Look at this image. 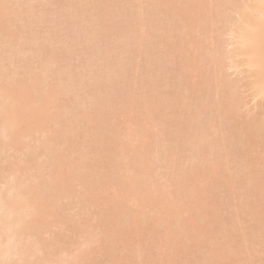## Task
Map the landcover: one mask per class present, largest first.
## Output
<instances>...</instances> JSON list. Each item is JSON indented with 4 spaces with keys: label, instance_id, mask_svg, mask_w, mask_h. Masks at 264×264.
<instances>
[{
    "label": "bare ground",
    "instance_id": "6f19581e",
    "mask_svg": "<svg viewBox=\"0 0 264 264\" xmlns=\"http://www.w3.org/2000/svg\"><path fill=\"white\" fill-rule=\"evenodd\" d=\"M24 1L0 0V181L9 174L6 179H9L8 181H1L7 182L5 188H3L4 184L2 185L0 182L2 185V188L0 187V264H49L48 245L42 238V234L46 233L48 226L57 215L59 207L56 199L66 186L76 181L79 184H85L82 187L83 190L76 192V196L88 202L90 199L97 201L102 193L108 195L107 187L112 184L111 186L117 189L116 199L110 202L115 210L126 211V205L123 202L128 201L132 203L133 208H149L148 214L163 215V210H165L169 216L173 208L180 207L191 180H187L191 177V173L188 172V176L183 175L182 158L184 160H187L188 157L189 160L198 158L199 161L195 159L197 162L193 163L190 171L197 174L202 171L203 174L199 177L223 174L227 170V164L231 163L230 149L224 145V141H228L229 135L232 136L231 121L233 125L237 116V114L234 116L229 112L237 111L240 108L237 106L241 101L240 97L236 98L239 96L236 94L238 91L235 92L238 85L227 77L229 75L226 74L228 69L225 67L227 66L225 61L231 60L230 64L233 63L237 67L241 64V66L244 65L253 95L264 100V0H83V4L81 0H78L81 3L76 2L75 4L80 5L74 6L76 9L73 8L72 12H69L70 9L68 10L72 20V22L70 20L71 23H69V19L67 21L70 25L66 22L69 14H67L68 17L62 15L63 11L67 12L63 7L67 0H59L58 5H56L58 0H51L52 3H56L55 8L61 4H63L61 5L63 8L60 6L61 8H58L60 11L56 9L60 17L57 11L53 12V9L52 12L51 10L49 12L54 16L49 17H55V20L59 18L57 22L62 23L61 19L66 16L63 24L66 22V26L69 25V30L66 27V32H64L70 34L71 36H68L71 38L68 41L69 37L62 33L63 30L62 32L58 31L60 34L56 32V25L53 28H47L49 36L45 30L47 35L44 32L45 35L42 34L44 38L42 36L41 39L43 41L45 36H48L50 47L45 45L49 50L46 48L48 51L44 54L41 50L39 52L37 48L39 45L34 44L36 38L30 34L34 32L33 27H40L41 23L49 21L47 7L46 14H44V10L43 12H41L42 10L37 11L43 5L41 0H39L40 3H36L38 8L34 3L38 0H29L34 2L27 0L31 5L26 0ZM68 1L71 2V0ZM48 3L52 5L51 2ZM38 5L41 7L39 8ZM68 5L70 6V4ZM43 7L45 6L43 5ZM78 7L80 10L77 9ZM88 11L92 14V17L89 16L90 14L88 15L91 20H88V16L85 15ZM73 12L79 14L76 15ZM50 13L48 15H51ZM43 14L45 18H41L44 17ZM82 14L86 17L85 22H81L84 19ZM23 15L25 17L29 15L31 18L29 16L28 18L31 22L26 18L27 24L24 23ZM53 18L52 20H54ZM18 19L24 24L19 23ZM86 20L89 21L87 24H85ZM15 21L17 26L20 24L21 28H24L22 30V32L26 31L24 34L31 31L28 36L35 39H30L32 41L30 47L29 43L27 45H23L26 43L20 44L27 37L18 42L21 38V28L20 31H18V27V30L15 28ZM50 29H54V31ZM121 30H126L123 31V35ZM67 31L72 32L67 33ZM82 31L84 32L82 35L90 34L89 40L86 35H81ZM56 33L62 37L64 34V37H58ZM119 33L122 35L121 43L117 42L119 40L117 38L121 36ZM24 34L21 33L22 36ZM77 34L80 35L77 36ZM114 34H116L115 38ZM50 37L56 39L52 45L58 44V49L51 48ZM77 37L83 38V41L87 39L89 42L86 45L90 48L84 45L85 41L82 45L81 39L76 42ZM41 39L37 38L36 42ZM47 39L43 42L47 43ZM61 39L63 45L60 43ZM65 41L67 44L71 42L69 43L71 45L68 47ZM78 42L82 45L78 44L79 48L85 46V49L88 50L87 53L85 49H82L88 57L85 61L88 62L84 63L85 61H83L81 65L82 67L85 64L82 68L86 67L92 72L89 71L92 75L89 74L87 79L84 75L85 85L87 80L93 81L89 80L88 84L92 83V85L88 87L80 85L81 82H84L77 81L79 76L75 75L76 70L65 65L62 58L63 53H66L65 56L67 55L69 58L72 53L77 52V45L74 44ZM19 44L23 45L22 48L26 46L25 50L30 49V51H23L24 48L21 50ZM91 45L93 49H91ZM227 45L228 47L231 45L233 50L227 51ZM71 46L73 47L70 50H74L72 53L68 50ZM13 48L17 49L13 50ZM190 48H194L193 53ZM90 49L91 51H89ZM35 53L37 56L33 58ZM37 53L43 55L39 56ZM15 54L20 56L17 58ZM87 54L90 55L87 56ZM238 57H241L239 59L241 63L238 62L240 64L235 61L238 60ZM13 58L17 59V63L13 62V60L15 61ZM6 59H9L12 65L13 63L20 64L22 69L15 65L11 67L10 64L9 67L16 70L15 75L11 68L13 72L6 67L5 63L8 61ZM34 59L35 62L39 60L40 67L37 66V62L33 63ZM60 59L62 62H59ZM5 60L6 62H4ZM58 63L64 64L58 65ZM7 64L9 63L7 62ZM230 64L227 67L233 68V65ZM31 65L33 68L30 67ZM130 66H132L133 72L129 73ZM142 67L146 69H144L145 73L141 75ZM17 70L20 73L23 70L22 75L19 72L18 75ZM191 72H194L191 75L196 83L189 80ZM81 73L79 74L83 75ZM131 73L134 74L129 76ZM74 77H77L76 81ZM118 86L120 87L118 88ZM88 88H91V91ZM74 89L76 91L82 89V91L78 90V93L75 91L76 95L75 93L71 94L70 92H73ZM67 93L71 94V97L73 95L74 99L67 96ZM62 96L68 98L64 99ZM200 100H203L201 103L204 102L202 105ZM72 107L73 109H70ZM67 111L69 113L73 111L72 116ZM86 121L89 122L88 124L91 123V128L86 124L89 127L87 132L89 131V138L93 139L90 142L94 141V143H90V146H83V144L81 146L80 144L76 159L73 162L67 161L60 152L57 154L55 143L58 140L63 143H72L70 137L74 135V131L80 128L81 123H87ZM248 121L249 132L253 138L264 141V120L253 118L251 120L250 118ZM62 124L64 125L62 133L60 132L55 139L50 135L47 136L51 125L58 130ZM224 124H227V127ZM38 134L39 137L44 134V138L41 136L39 139ZM209 138H212L215 143L210 145L211 147H225L227 150L222 152L218 148V150L212 149L211 152H208L205 148L207 149L209 145L205 147L203 143ZM177 143L182 144L177 146ZM242 143L245 144L244 141L241 142V145H243ZM111 144H114L113 148L108 155H105L107 147ZM246 145L247 143L243 147ZM39 146L42 147V149L40 148L44 159L42 160L47 163L49 172L46 178L41 179L40 183H32V181L26 180L27 177L35 179L36 173V178H38L37 174L41 175L42 168L32 162L29 156L33 155ZM7 150L13 153L15 160L17 158L16 161L8 165V174L6 173L8 170L4 168L7 167L4 166L6 161L2 159L5 155L3 153ZM184 151L188 152V156L185 155L186 158L185 156L181 157V153L186 154ZM190 152L191 154H189ZM189 155L195 157L192 158ZM97 157L108 164V171L115 173L114 180L110 181L109 177L105 180L97 176L93 181L86 179L83 174L86 172L83 170L86 167L89 171V159ZM234 157L236 158V156ZM120 159L126 160L124 169L119 167L117 161ZM163 169L167 170L166 173L163 171L164 174L160 173ZM221 178L225 179V174ZM111 186L108 189H111ZM257 190L258 193L253 192L257 197L251 194L253 196L250 197L253 199L250 200L249 197L243 201L244 203L238 204L246 208L241 207L239 211L238 205L234 208L239 212H234V214L241 215L239 217L238 214L235 215L238 223L242 222L244 217L243 225L239 223L243 227L247 223L249 225L247 217L257 223L260 220L258 225L254 223L255 226L257 225L256 227L254 224L246 226L248 229L246 235H251L252 232L253 239H257L259 235L261 237L263 235L260 234L261 231L264 232V220H261L257 214L264 213L260 211L261 208L258 212L259 204H257L263 199L264 189ZM248 200L251 202L254 200L252 203L257 205L252 206L251 203V206L250 204L246 206V203L250 202ZM92 206V203L87 205L84 203L82 209L87 211L85 216L89 215V210L86 209ZM155 209H159V211L154 212ZM241 209L244 214L241 213ZM128 210H130L129 214L140 215L141 221L147 220L145 214L138 212L139 210ZM246 215L247 217H245ZM235 216L233 215L234 219H236ZM231 217L228 218L229 221L227 220V223H230L229 227L226 228L227 224L224 227L227 231H221L224 229L222 228L219 232L222 233V240L227 239V241L225 244L214 243L213 245L215 240L211 238V245L207 249L208 256L204 258V262L210 263L219 252H222V257L228 260L226 264H234L236 260L235 264H237L238 261L243 262L244 257L246 258L247 253L249 254L250 249L247 244H253V240H251L252 242L249 240L252 237L248 239L246 236L248 239L246 241L247 239L243 235L244 243L236 246L233 242V239L236 238L233 229L235 228L234 224L235 226L239 224L233 218L231 220ZM263 217L264 214L261 218L264 219ZM257 227L261 230H258ZM81 232L86 234V242H84L89 246L97 242L102 249V243L113 241V230L105 231L101 235L97 233L99 235L97 238L90 228H82ZM255 232L258 235L255 236ZM91 236H95V242H91L93 240ZM245 254L246 256H244ZM77 255L78 252L75 255H70L71 264H77L75 263ZM32 260L34 262L31 263Z\"/></svg>",
    "mask_w": 264,
    "mask_h": 264
},
{
    "label": "rangeland",
    "instance_id": "374dc122",
    "mask_svg": "<svg viewBox=\"0 0 264 264\" xmlns=\"http://www.w3.org/2000/svg\"><path fill=\"white\" fill-rule=\"evenodd\" d=\"M22 1H24V0H22ZM41 1H42L41 3L45 7H43L42 4H40V5H42V7L44 9L38 5L39 8L41 7L42 9L40 8V9H38V10L36 9V10L37 11L42 10L41 12H43V10H44V14H46L45 9L47 7V16H48L47 18L49 21L46 20L47 21L46 23L45 22L44 23L39 22V23H41V26L38 24L40 27H36V28L33 27L34 32H32L30 34V36L32 35L33 37L36 38V39L34 38L35 42H36L37 38L41 39V37L43 36L42 34H44L45 30L48 33L47 28H49V27L53 28V26L55 27V25H56V27H55L57 29L56 32H58V31L62 32V30H63L62 33L66 32L65 31L66 27H67V30H69L68 26L70 25L69 23H71L72 20L70 19L71 16L68 13V10L70 9L69 12H72L74 10L73 8H75L74 6L80 5V4L76 5L75 3L76 2L81 3V2H78V0H76V1L71 0L72 3L67 0V2H66L67 5L65 4L63 6L65 8V10H67V12H65L66 13L65 14L64 11L62 12V10H63L62 9L61 10L62 15L64 14L68 17L67 14H69V18H67L66 16L63 17L64 19L67 18L66 22L69 19V23L67 22L69 25L66 26V24H67L66 22L63 24L64 19H61L62 23L57 22V20L59 18L56 16L58 14V11H60V9H58V8L63 4H61V5H59V7L55 8V6L59 4V0L57 1V4L55 3L56 5L54 3H52L54 0L53 1L41 0ZM81 1L83 4V0H81ZM26 2H27V0H26ZM29 2H34V1H29ZM46 2L47 3L51 2L52 5L50 3L47 4ZM68 2H70V3H68ZM34 3L38 4L40 2L38 0V2L35 1ZM60 3H64V2H60ZM37 4L35 5L36 7H37ZM68 4H70V6ZM72 4H73V6L71 7ZM82 4H81V6H82ZM29 5H31V4H29ZM32 5H34V4L32 3ZM49 5H50V7H48ZM53 5H54V7L51 8V6H53ZM66 6L67 7L69 6V7L67 8ZM81 6H80V8H81ZM48 8H49V10H48ZM80 8L78 7L77 9L80 10ZM52 9H53V12H56L57 11L56 9H58L57 14L55 15L56 18H58L56 20L54 19L55 17L54 18L52 17L54 20H52V18H50L51 16H54V15H52L53 13L51 14L49 12L50 10L52 12ZM54 9H55V11H54ZM79 10H78V12H79ZM49 13L51 15H48ZM76 13L77 12H75L74 14H76ZM78 14H76V15H78ZM128 14H126V15H128ZM82 15H84V14H82ZM85 15H86V17L88 15L92 17V14L89 11L86 12ZM85 15H84V17L82 16L84 19L81 22H83L86 19ZM28 16L29 15H26V17H25V15H23V17H25L24 23H26V18H28ZM58 16H59V14H58ZM89 16H88V18H89ZM91 17L88 20H91ZM233 17H236V16H233ZM41 18H45V15H44V17L42 16ZM28 19H27V21H28ZM70 20H71V22H70ZM18 21L22 25L24 24V23H22L21 20L18 19ZM29 21L31 22L30 19H29ZM42 21H43V19H42ZM44 21H45V19H44ZM53 21L54 22L56 21V23H54ZM88 22L89 21H87L85 24H87ZM36 24H37V21H36ZM43 24H45V25H43ZM85 24L83 23V25H85ZM14 25H16V21L14 22ZM19 26H20V24H19ZM19 26H17V25L15 26L16 29L18 27V29H19V30L17 29L18 31H20V28H21V26L20 27ZM22 28H21V33L24 34V32H26V31L22 32V30H24V28L23 29ZM33 29H31V30H33ZM50 30L54 31V29L53 30L50 29ZM121 31H122L121 33L123 35L126 30L125 31L121 30ZM30 32L31 31L29 30L28 33H30ZM46 32H45V34H46ZM68 32H72V31H67V33ZM115 32L117 33V30ZM21 33H20L21 38H20V40H18V42H20L22 38L25 39V37H27L25 40L21 41L20 44L26 43L23 45H27L29 43V47H30V44H31L30 42H32V41H30V39L32 37H29L28 33H26L27 35L24 34L23 35L24 37H23L21 35ZM53 33H55V32H53ZM82 33H84V32L82 31L81 35H82ZM121 33H119V34L121 35ZM56 35H57V33H56ZM66 35L68 36L70 34H66ZM78 35H80V34H77V36ZM85 35L89 40L90 34L88 35L89 37L87 36V34H85ZM85 35L83 34L82 36H85ZM114 35H115L114 36V38H115L116 34H114ZM117 35H118V33H117ZM122 35L119 38H117V39H119L117 42L121 43L120 38L122 37ZM48 36H49V33H48ZM48 36H45L46 37L45 39H47ZM52 36H53V34H52ZM59 36L62 37L61 35H59ZM92 36L93 35L91 34V37ZM54 37H55V35H54ZM63 37H64V34H63ZM227 37H228L227 39H229V36H227ZM42 38H44V36ZM70 38L71 37L68 38V41ZM45 39H43V41ZM48 39H49V37H48ZM48 39H47V43L43 42L42 39H41V41L38 40V42H36L37 44L34 42L35 45H39V46H37V48L39 49V52L41 50L44 54L46 51L49 50L48 47H50V45H49L50 42L48 41ZM50 39H51V37H50ZM53 39H54V41H53ZM53 39H51V42H52L51 48L53 47L52 49H58L57 48L58 44L52 45L53 43H55V40H56L55 38H53ZM79 39H81V38L77 37L76 42H77V40L79 41ZM63 40H66V39H63ZM72 40H75V39H72ZM81 40L83 41V38ZM86 40L87 39L84 40L86 42L84 45H86L87 42H89L88 40L87 41ZM25 41H27V42H25ZM82 41H81V44L83 45L84 41L83 42ZM57 42H60V40L59 41L57 40ZM230 42H231V40H230ZM15 43L18 44L17 42H15ZM15 43H13V44L15 45ZM60 43H62V39H61ZM65 43L67 44L66 41H65ZM69 43H71V42H68V44ZM119 43H118V45H120ZM68 44H67V46L69 47L71 44H69V45ZM78 44H79V42L77 44L76 43L74 44V45H77L76 46L77 52L72 53V52H74V50H70L74 46L73 44H72L73 46H71V48L68 49L71 51L72 54H74L73 56H72V54L70 55V53L69 54L67 53L68 55L71 56V57L69 56V58H68L67 55L65 56L66 53L64 54L62 51V53L64 55L62 58L64 60L65 65H67L68 67L70 66L69 68H71V69L73 68L74 71L76 70L75 71L76 73L75 72L74 73L76 76H79L77 81L80 80V82L81 81L84 82V83L81 82L80 85H82V84L85 85V80H83V79H85L84 75H86V79H87L88 75L91 74L92 72L86 67L82 68L85 66V64L81 67L83 61H85L86 58L88 59V57H86V54L82 49H85L86 47H88V48H90V47L87 46L88 45L87 44L86 47L84 46V48L80 47L81 48V50H80L79 46H82V45L79 44V46H78ZM40 45H42V46H40ZM45 45L46 46L49 45V46L45 47ZM61 45H63V43ZM22 46H21V50L24 48L23 51H26V52L30 51V49L25 50L26 46L23 48H22ZM15 47H17V46L15 45ZM34 47L36 49V46H34ZM187 47H189V46H187ZM227 47H228V45L226 46V48ZM17 48H15V49H17ZM46 48L48 50H46ZM51 48H50V50H51ZM74 48H75V46L73 47V49ZM76 48H75V51H76ZM15 49L13 48V50H15ZM61 49H63V46H61ZM91 49H93L92 45H91ZM91 49L89 51H91ZM193 49L194 48L191 49L192 53H193ZM229 49L233 50V47L230 45L228 47L227 51H230ZM85 51L88 53V50L85 49ZM67 52H69V51H67ZM25 54H27V53H25ZM37 54H39V53H37ZM43 54H39V56L43 55ZM89 55L87 54V56H89ZM16 56H15V58H16ZM19 56H17V58ZM34 56H37L36 53L33 55V58H34ZM15 58H13V59H15ZM240 58L241 57H238V60H235V61L237 63L238 62L241 63V60L239 61ZM38 59H39V57H38ZM6 60H8L7 62L9 64H7ZM6 60L4 62H6L5 63L7 65L6 67H8L9 69L15 65L14 63L12 65L11 61L9 62V59H6ZM16 60L17 59H15V61L13 60V62L17 63ZM36 60H37V58H36ZM18 61H20L21 63L23 62L21 60H18ZM33 61H34L33 63L37 62V66L40 65V63H38L39 60L35 62V59H34ZM226 61H227V63H226ZM226 61H225V65L227 64V66H229L231 60L227 59ZM59 62H62V60ZM87 62L85 61L84 63H87ZM64 63H60V64L62 65ZM66 63H68L70 65H68ZM240 63H238V64H240ZM10 64H11V67H9ZM60 64L58 63V65H60ZM231 64L233 65V63H231ZM19 65H15V66H19ZM33 65H31L30 67L33 68L32 67ZM241 65H239L238 67L233 65V68H229V67L225 66L228 69L227 70L228 73H226V74L229 76H227V77H229L232 80V82H234L238 85V87H237L236 84L233 83L237 89V90H235V92L238 91V93L236 92V94L239 95L236 98L240 97L239 100L241 101V103H240V101H238V103H240V105L237 107L238 108L240 107V108L237 109V111L229 112V113H231V115L235 116V114H237V116L235 117L233 125H232V121H231V126L233 128V131H231L232 129H230V132H231L232 136L229 135L228 141H224V143H225L224 145H226L230 149L229 159L231 160V163L227 164V166H228L227 170H225L223 174H218V175L214 174V175H210L207 177H199V175L203 174L202 171L199 174H197L193 171H190V168L194 165L193 163H196L197 161H199L198 158L193 156L194 154L192 156L189 155L192 158L195 157L194 159L190 158V160H189V157H188L187 160H184L182 158L181 160H183V161H182L181 165H182L183 175L188 176L189 173H191V177L187 178V180L188 179H191V180H190L189 184L187 183L188 186H187V189L184 193L185 197L181 201L180 207L178 209L173 208L171 215H169V216L166 214L165 210H163V212H164L163 215H158L157 213L156 214L155 213L148 214V211L150 210L149 208H143V209L133 208L132 203L128 202V201L123 202L126 205V211L125 210H119V211L115 210L111 206L110 202H111V200L116 199L117 189L114 188L113 186H111L112 184H109V186H111V189H108L109 186L107 187L108 195H105L102 193L97 198V201H93L92 199H90L88 202H86L83 199H79V197L77 198V196H76V194H77L76 192L78 190H83L82 187L85 186V184H79L76 181V182L72 183L71 185L66 186L63 189V192L61 194H59V196L56 199L57 205L59 207V209L57 208V215L55 216V218L53 219L51 224L48 226L46 233L42 234V238L46 241V244L48 245L47 252L50 255V262H48L49 264H71L70 263L71 261L69 260V258H71L70 255H75V254H77V252H78V255H77L78 258L76 260L77 262L75 261V263H77V264H226V263H228V260L226 258L222 257V255H221L222 252H219L217 257L215 259H213L210 263L204 262V258L208 256L207 249L211 245L210 239L212 238L213 240H215L213 242V245H214V243L225 244L227 239L222 240V237H221L222 233L220 234L219 232H221V231L225 232V230L227 231V229H225L224 227L226 226V224L228 225V226H226V228L229 227V225H230L229 222H228L229 224L227 223L228 218L230 219V216H232L231 220H233L234 219L233 215L235 216L236 214H238L239 213L238 211L240 210L241 207L242 208L245 207V206L238 205L240 202H241L240 204L244 203L243 201L249 199L250 196H253L255 194V193L253 194V192L254 191L256 192L257 189H259V188L264 189V175H263L264 174V141L253 138V135L249 132V129H250L249 125L250 124L248 123L249 122L248 120H250V118H251V120H252V118L257 119V120H260V119L264 120V117H263V115H264V100L253 95L252 88L249 87V84H248L249 83V78L247 77L248 75L246 76L245 70H247V69H245L244 65L243 66H241ZM98 67H99V65H98ZM235 67H236V69H235ZM15 68L18 70L20 69L17 67H15ZM130 68H131V70H129V73H130V71L133 72L132 66H130ZM226 68H224V69L226 70ZM34 69H36V68H34ZM37 69L39 70V68H37ZM142 69L143 70L140 73L141 75H142V73L143 74L145 73L144 69H146V68L142 67ZM12 70L14 71V68ZM18 70H17V73L19 72ZM140 70H139V72H140ZM15 71H14V73H15ZM22 71H21V73L19 72L20 75H22V73H23ZM78 72L79 73L82 72L81 74H83V75H80ZM19 73H18V75H19ZM133 74L134 73H131V74H129V76L133 75ZM191 74H194V72H191L190 75ZM15 75H16V73H15ZM161 76L163 77L164 75H161ZM131 77H134V76H131ZM76 78L74 77L75 81H76ZM139 78H141V77H139ZM193 78H194L193 75H191V78L189 80H190V82L192 81L194 83L195 81ZM132 79H131V81H132ZM89 80H91V79H89ZM89 80H87L85 87L92 85V83L90 85L88 84V82L90 83ZM197 81H198V79H197ZM80 82H78V83H80ZM75 85H76V83H75ZM94 85H93V87H94ZM119 87L120 86H118V88ZM75 88H76V86H75ZM77 88H79V86H77ZM82 88L84 89V87H82ZM78 90L79 89H77V91H76V89H74L73 92H70V93L73 94V93H75V91H76V93H78ZM89 90L91 91V88ZM79 91H82V89ZM76 93H75V95H76ZM80 93H82V92H80ZM71 94L69 95L67 93L66 95L71 97ZM213 96L215 97V95H213ZM62 97L64 99L68 98V97L65 98V96H62ZM71 98L74 99L73 95ZM85 98H87V96H85ZM205 98H207V97H205ZM203 100H206V99H203ZM203 100H200V103ZM87 103H88V101H87ZM203 103L204 102H202L201 105ZM71 105H73V104H71ZM197 105H200V104H197ZM73 107L70 109H73ZM72 113H73V111L71 113L68 112V114H71V116H72ZM224 120L226 121V119H224ZM224 120H223V122H225ZM88 123L89 122H87V123L82 122L80 125V128H78L76 131H74V135L72 137H70V140L72 141V143H63L61 140H58L55 143V149L57 151V154L60 152L67 161L73 162L74 159H76L77 150L80 148L79 147L80 144H81V146H82V144H83V146L84 145L90 146V143H92V141L90 142V140H93V139H90L88 136L89 135V133H88L89 131L87 132V130H89L88 126H90V128H91V125H90L91 123L90 124H88ZM250 123H251V121H250ZM86 124H88V126ZM224 125H226V127H227V124H224ZM63 126L64 125L62 124V126H60L61 128H59L57 130V129H55L54 126L51 125L49 127V131L47 132V136L50 135L51 138L55 139L60 134V132L62 133ZM175 126L177 127L176 124H175ZM122 127H124V126H122ZM54 129H55V131H53ZM41 136L39 137V134L37 135V137L39 139L41 138ZM42 137L44 138V134ZM179 141L181 142V140H179ZM243 141L245 142V144L247 143V145L244 147H243V145H245L244 143H242L243 145H241V142H243ZM93 143H94V141H93ZM181 144L177 143L176 145L180 146ZM204 144H205V147L207 145H209V146H207L208 147L207 149L204 147L205 150H207L208 152H211L212 149L218 150V148L221 149L222 152L224 150H227L225 147H215V146L211 147L210 145L215 144L214 140L212 138H209L208 140H206L205 143H203V145ZM40 146L37 147L36 152L33 155H30L29 158L32 160V162H34L35 164H38L37 166H40L42 168L40 170L41 175L37 174L38 178H36V173H35V179H34V177H27L26 180H28V182L32 181V183H38V182L40 183L41 179L46 178L47 173L49 172V167H48L47 163L43 162L44 159L42 158L43 154L41 152L42 147H40ZM113 146H114V144H111L107 147L105 155L109 154V152L111 151ZM238 149H239L240 153H239V151H236ZM246 150H247V152H246ZM7 151H5L3 153V155L4 154L5 155L2 158V159H4V161H6L4 163L5 164L4 166H7V167H4L6 170L9 169L8 165L11 162L17 160V158L15 160V158L13 157V153L10 150L8 152ZM187 153L186 154L181 153L182 154L181 157L187 155ZM189 154H191V152ZM187 156H185V158ZM234 156H236V158ZM195 159H197V161ZM89 160H88L89 161V171L86 167L83 170V172H86L83 174L87 180L93 181L95 176H97L99 178H103L105 180H107V177H109L110 181L114 180L115 173L108 171L109 166H108V164L105 163V161L103 159H101L100 157H97L95 159H89ZM117 162L119 163V167H121V169L125 168V165H126L125 159H120ZM165 169H167V168L165 167ZM165 169H163L162 171H160L161 170L160 169L159 170L160 173L162 172L164 174L163 171H165V173H166L167 170H165ZM230 170H231V172H230ZM6 173L8 174L9 170H8V172L6 171ZM224 174L226 176L225 179L221 178ZM8 176H9V174L5 175L4 176L5 178H2V180H6L8 178ZM8 180H6V181H8ZM6 181H4V182L7 183ZM5 183L1 182L2 185L4 184L3 188L6 187ZM2 185H0L1 188H2ZM256 193H258V192H256ZM251 194H253V195H251ZM254 196L257 197V195H254ZM262 196H263V199L261 201L258 200L260 203L256 202L257 204H259V206H258L259 209L257 207L258 212H259L260 208H261L260 211L264 212V194ZM251 199H253V197H250V200ZM256 199H258V198H256ZM250 200H248V202ZM255 201H257V200H255ZM252 202H254V200ZM252 202L250 201L249 203H246L247 205L246 204H244V205L249 206V204H250V206H251ZM84 203H85V205L91 204V203L93 204L92 207H89L86 209V210H89L88 211L89 215H87V216H85L87 214L86 213L87 211H84L85 209L84 210L82 209V206L84 205ZM257 204L252 203V206H254V205L256 206ZM261 204H262V206H261ZM237 205H238L237 208H239V209H238V211H235L236 209L234 210V208ZM127 209H131L133 211L139 210L138 212H142L145 214L147 220L145 222L141 221L140 215H134L132 213L129 214L130 210L127 211ZM242 210L243 209H241V213L244 214L242 212ZM158 211H159V209L154 210V212H158ZM234 212H238V213L234 214ZM257 214H259V218L261 220H264L261 218L264 213L263 214L261 213L262 214L261 217H260V215H261L260 212ZM237 216L239 217L241 215L238 214ZM237 216H235L236 217V219H234V220H236L235 222H237V220H238ZM256 216H258V215H256ZM245 217H247V215ZM240 219H239V221H241ZM249 219L250 218L247 217V221H249V225L247 223L246 226L247 225L253 226L254 223H257V222H254L253 219L252 220L251 219L249 220ZM243 221H244V217H243L242 222H239V223H242V225H243V223H244ZM247 221L245 220V222H247ZM259 222H260V220H259ZM258 223H257V225H258ZM246 226L243 227L240 224L239 225L236 224V226H235V224H234L235 228L233 229V233H234V236H236V238L233 239V242H235L234 244L236 246L238 244L244 243L243 241L245 239H247L246 234H247L248 229ZM254 226H255V224H254ZM75 227H76V229H74ZM82 228L83 229L84 228H88V229L90 228L92 233L95 234L96 238H97V236L101 235L105 231L113 230V232H114L113 233V241L108 242V243L106 242L105 244L102 243V249L99 247V245H98L99 243H97V242L92 243V245L89 246L85 243L86 242L85 239L87 236H85L86 234L81 232ZM138 228H139V230L137 231ZM222 228H224V229L221 230ZM259 229L260 228H258V230ZM257 232L254 233L255 236L258 235ZM262 232L263 231H261L260 234H263V235L261 237H260V235L257 236V239H253L252 232H251V235L248 234L247 237H248V239H249V237H252L249 240L250 241L253 240V244L251 243L252 241L248 242V243H251L252 245L247 244V246H249L250 251L248 250L249 254L247 253V256H246V254L244 255V256H246V258L244 257L245 263H244V259H243L242 260L243 262L238 261L237 264H264V232L263 233ZM226 234H227V232H226ZM243 235H245L244 240H243V238H244ZM95 236L94 237L91 236L93 239V240H91V242L92 241L95 242ZM226 238H227V236H226ZM248 239L246 241H248ZM64 249H65V251H63ZM74 252H75V254H73ZM137 252H139V253L137 254ZM49 255H48V257H49ZM68 255H69V257H68ZM248 256H250V257L247 260ZM36 257L35 258L32 257V258L36 259ZM41 257H42V255H41ZM39 259H40V256H39ZM39 259H36V260H39ZM33 260L31 261V263L35 261V260L34 261ZM35 262H37V261H35ZM236 262H237V260L235 261V263Z\"/></svg>",
    "mask_w": 264,
    "mask_h": 264
}]
</instances>
